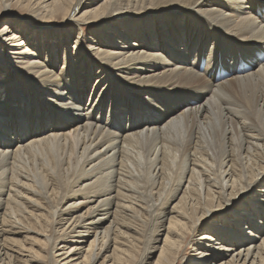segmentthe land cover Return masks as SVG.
Masks as SVG:
<instances>
[{
    "label": "bare ground",
    "instance_id": "obj_1",
    "mask_svg": "<svg viewBox=\"0 0 264 264\" xmlns=\"http://www.w3.org/2000/svg\"><path fill=\"white\" fill-rule=\"evenodd\" d=\"M13 6L60 21L37 29ZM0 23L15 73L0 81V264H27L26 232L55 264H151L167 219L154 264H264V0H0ZM68 23L95 37L71 50L64 29L44 56L43 27ZM37 159L57 188L17 170ZM23 193L48 205L19 213ZM132 197L157 217L137 259L121 230ZM27 217L68 227L53 237Z\"/></svg>",
    "mask_w": 264,
    "mask_h": 264
},
{
    "label": "rangeland",
    "instance_id": "obj_2",
    "mask_svg": "<svg viewBox=\"0 0 264 264\" xmlns=\"http://www.w3.org/2000/svg\"><path fill=\"white\" fill-rule=\"evenodd\" d=\"M12 11H13V13H15V15H17V16H19V17H22V18H27L28 19V21H30V23H31V25L32 26H34L35 28H39V27H42V26H47V24H51V25H53V24H56L58 21H60V20H58L59 18H57V21L56 20H48V21H41V20H35V21H32V20H34V19H32L31 18V16H30V14L28 13V11L27 10H24V9H20L18 6H13L12 7ZM33 22V23H32ZM2 24L3 23H0V26H2ZM47 27H43V31L45 32L43 35V38H42V43H48V41L49 42H52V40H53V42L55 41V39L57 38L58 39V35H59V37L60 36H62L63 34H64V32L65 31H63L64 29H66V31H68V32H70V34L72 35L71 36V40H73V41H71V43H69L70 44V46L69 47H71V50H73L72 48L75 46V42L77 41V40H80V39H82V41L84 42L85 41V39H87L88 40V38H92V37H95V27L93 26V25H82V27L80 28V27H75V25L74 24H72V23H68V24H66L65 25V28L64 27H62L61 28V30H60V32L59 33H56V32H54V30L52 31V27L51 28H47ZM81 29V30H80ZM52 31V35H47V33L49 32V31ZM47 37H48V39H47ZM63 37V36H62ZM77 37H78V39H77ZM62 39V38H61ZM81 41V40H80ZM36 45H37V42L35 43ZM46 44H45V47H44V50H43V55L45 56L46 55V51H47V47H46ZM65 47H64V45H63V42L60 44V47H59V60H58V63H57V66H56V69H55V71H56V73L57 74H62L63 73V71L65 70V68H64V57H65V55H66V53H65ZM73 65H74V67H75V65H76V60H73V63H72ZM74 69H76V67L74 68ZM12 70V69H11ZM84 72H86V70H85V68L83 69V73ZM74 75H75V71H74ZM14 76H15V73L14 72H12V71H10L9 69H4L3 67H2V58H1V54H0V81H9V84L10 83H12V82H14L13 81V79H14ZM94 81H95V77H93L92 78V80H91V82H92V84L94 83ZM4 88V87H3ZM6 91H7V89H3V91L1 92V97L3 96V98H5L6 97ZM96 114V113H95ZM30 162V163H29ZM28 163H29V165H28ZM39 164H41L40 166H39ZM51 165V164H50ZM27 166V167H26ZM52 166V165H51ZM50 166V167H51ZM26 168H29V169H27V171H26ZM32 168V169H31ZM45 170L46 169V167H44L43 165H42V163H41V161L39 160V159H37V160H35V161H27V162H25L24 164H20L19 165V167H18V171L19 172H25V173H28V174H30L31 176L30 177H32V176H34L35 177V173H34V171H36V173H45L44 175L46 176H44L45 177V180L46 181H48L50 184H51V186L52 187H56V185H58V181H57V179H56V177H54L55 179H56V181H54V179L53 178H51V174H48V173H50L49 171H47V170H45L44 172H43V169ZM31 169V170H30ZM33 169H34V171H33ZM38 169H41V170H38ZM29 170V171H28ZM30 171H32V173H30ZM57 171V170H56ZM60 174H61V180L64 178V179H66L65 177H66V175H65V173H63V171H58ZM60 174H59V176H60ZM48 175H50V176H48ZM65 175V176H64ZM64 176V177H63ZM63 177V178H62ZM51 180H50V179ZM48 179V180H47ZM63 179V180H64ZM62 180V181H63ZM65 181V180H64ZM56 182V183H55ZM57 188V187H56ZM23 195H24V197H25V200L23 199V198H21L19 201H22V202H20V204L22 203V205L21 206H23V207H21V206H19L18 207V212L19 213H21L20 212V210H22L23 212H24V210H26V211H28V212H33V213H37L36 212V206H34V205H32V203L30 202L31 200H37L38 202H39V204L41 205H43V206H47L48 205V203H46L41 197H39V196H34V197H32V195L31 194H24L23 193ZM27 196V197H26ZM30 196V197H29ZM52 196V197H51ZM36 197V198H35ZM29 199V200H27V199ZM38 198H39V200H38ZM58 198L56 197V196H54V194H52V195H50V200L51 201H49V203L51 204V205H55V203H57V200ZM138 199V198H137ZM136 199V197L135 198H133L132 197V199H130L131 200V202H127L126 203V205H128L129 206V208H128V216L127 215H125L126 217V219L125 218H122L123 219V223L125 224H123V228H122V226H120L122 229V231H127V233H129L130 235H133V231L135 232V233H137L136 235H134L133 237H136L135 239H134V245L133 246H131L130 248H131V250L130 251H133V252H131L132 254H134L135 255V258L137 259V257L139 256V253H140V251H141V245H143V242H144V240H145V238L146 237H148L150 234H152L153 233V228H155L156 226H157V220H156V216L154 215V217L152 218V216H150L147 212H146V207H145V205L143 204V203H141V202H138V200ZM28 201V202H27ZM56 201V202H55ZM134 202L136 203V205L134 204ZM31 203V204H30ZM132 204V205H131ZM133 204H134V206H133ZM139 204V205H138ZM143 204V205H142ZM140 206V207H139ZM141 206H144V207H141ZM131 207H132V209H131ZM158 208L157 209H159L158 211H160L161 209V207H160V205L159 206H157ZM145 208V209H144ZM130 209L133 211V212H131L130 211ZM41 211V210H40ZM83 211H84V209H83ZM127 212V211H126ZM135 212H137V213H135ZM140 212V213H139ZM132 213V214H131ZM138 213H139V215H138ZM39 214V213H38ZM134 214H135V216H134ZM145 214V215H144ZM131 215V216H130ZM133 215V216H132ZM138 215V216H137ZM149 215V216H148ZM148 216V217H147ZM131 217V218H130ZM132 217H134V218H132ZM48 218V217H47ZM47 218L45 219V221H43V223H41V222H38L39 224H37V223H35L34 222V220H32V218H30V217H27L26 219H24L23 221H24V223H27L28 224V226L30 227V228H32V229H34V230H37V231H42V233H48V235L49 234H51L53 237H59L60 236V234H61V230L64 228V231L65 230H67V227H68V221H61L62 223H57V224H52L50 221V218H48V221H47ZM129 218L130 219H133V220H129ZM141 220H140V219ZM152 218V219H151ZM143 219H145V221L143 220ZM27 220V221H26ZM124 220H125V222H124ZM143 220V221H142ZM150 220V221H149ZM153 220V221H152ZM146 221H148V224H147V222ZM154 221H155V223H154ZM130 223H132V225L130 224ZM134 223V224H133ZM154 224V225H153ZM156 224V225H155ZM151 225V226H150ZM154 227H153V226ZM169 225V219H167L166 221H165V223H164V227H165V230L163 231V234L161 235V241H160V243L158 244V249H157V251L155 252V254L153 255V257H152V259L150 260L151 261V264H154L155 263V261L158 259V256H159V251H160V249H159V247H161L162 245H163V240H164V237H165V235H166V233H167V231H168V226ZM127 226V227H126ZM130 226H131V228H130ZM133 226V227H132ZM136 226V227H135ZM41 227V228H40ZM139 229H138V228ZM150 227V228H149ZM152 227V228H151ZM54 228H56L57 230L54 232L53 231V229ZM133 228V229H132ZM43 229V230H42ZM141 229V230H140ZM144 229V230H143ZM151 230V231H150ZM146 231V232H145ZM150 231V232H149ZM134 233V234H135ZM144 234V235H143ZM28 235V236H27ZM194 236H192V234L188 237V238H186L185 239V241H184V243L182 244V246L180 247V250H184V247H185V251H186V253L185 254H187L188 256H191V255H193L194 254V251H193V246H192V243H191V241H192V239L194 240L197 236H198V233H194L193 234ZM23 236H27V239H26V237H24L23 238ZM40 236V237H39ZM36 235L34 232L32 233V232H26V234L25 233H22L20 236H17V240H19L20 241V243H23V245H24V247L27 249V251H25L24 252V254L26 255V258H27V264H55L54 263V259H57V256H53V257H50V255L48 254V244L47 245H45L46 244V242L43 240L44 238H43V236L42 235ZM144 236H145V238H144ZM20 237V238H19ZM194 237V238H193ZM144 238V239H143ZM26 239V240H25ZM135 240H137V241H135ZM25 241V242H24ZM33 241V242H32ZM42 243H44V245L42 244ZM18 244V243H17ZM37 244H38V246H37ZM191 244V245H190ZM41 245V246H40ZM135 245H137V246H135ZM192 246V247H191ZM32 247V248H31ZM38 247H40L39 249H38ZM187 247V248H186ZM29 249V250H28ZM42 249V250H41ZM187 249V250H186ZM35 250V251H34ZM41 250V251H40ZM40 251V252H39ZM63 250H61V252H62ZM112 251V250H111ZM38 252V253H37ZM58 252H55V254L54 255H56ZM111 253V252H110ZM32 254V255H31ZM85 254V252L83 251V253H82V255L81 256H83ZM34 255V256H33ZM36 255V256H35ZM181 254H180V252H179V254L177 255V257L178 258H181V256H180ZM180 256V257H179ZM35 258V260H34V258ZM37 257V258H36ZM38 260V261H37ZM101 260H102V258L101 259H99V261H98V263L97 264H99V262H101ZM80 261V260H79Z\"/></svg>",
    "mask_w": 264,
    "mask_h": 264
}]
</instances>
